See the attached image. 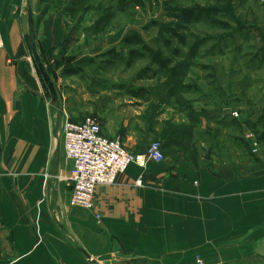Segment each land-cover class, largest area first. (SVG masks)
<instances>
[{
	"label": "crops",
	"instance_id": "0c3cea01",
	"mask_svg": "<svg viewBox=\"0 0 264 264\" xmlns=\"http://www.w3.org/2000/svg\"><path fill=\"white\" fill-rule=\"evenodd\" d=\"M27 6L45 60L72 37L62 9L46 0H0V264H193L196 255L203 264H264L261 157L223 163L211 151L196 158L193 143L182 142L164 161L132 163L115 184L96 187L92 210L69 206L71 187L58 178L71 169L61 113L38 85L20 80L29 65ZM113 109L104 137L116 134L109 116L124 113ZM137 121H116L130 151ZM210 122L201 118L200 129Z\"/></svg>",
	"mask_w": 264,
	"mask_h": 264
},
{
	"label": "rangeland",
	"instance_id": "374dc122",
	"mask_svg": "<svg viewBox=\"0 0 264 264\" xmlns=\"http://www.w3.org/2000/svg\"><path fill=\"white\" fill-rule=\"evenodd\" d=\"M46 1L62 9L64 28L72 33L56 54L43 57L58 109L63 108L61 125L65 116L73 122L95 117L105 128L107 112L118 106L124 113L109 116L115 123L108 129L116 134L106 138L125 146L128 140L116 121L138 120L129 141L133 156L158 142L166 159L181 149L184 135L185 144L194 146L189 155L196 158L211 151L223 163L264 158V0H89L92 10L73 19L64 13L69 0ZM99 17L105 27L94 35L88 29ZM130 32L159 54L160 64L152 63L141 47L135 49L143 57L131 65L126 49L124 60L101 55L121 52L119 39ZM24 33L29 65L20 80L34 90L38 85L50 101L28 47L27 27ZM73 68L82 71L65 74ZM141 89L147 92L139 94ZM188 109L209 119L210 129L193 126ZM197 259L202 261L196 255L193 264Z\"/></svg>",
	"mask_w": 264,
	"mask_h": 264
},
{
	"label": "built area",
	"instance_id": "2783aa9c",
	"mask_svg": "<svg viewBox=\"0 0 264 264\" xmlns=\"http://www.w3.org/2000/svg\"><path fill=\"white\" fill-rule=\"evenodd\" d=\"M58 111L62 113L63 108ZM230 115L233 118L238 116L236 112ZM59 136L64 159L71 168L69 176L63 179L71 187V207L92 210L96 187L115 184L117 177L125 173L132 163L144 167L149 161L160 163L164 160L158 142L150 143L143 154L133 156L118 139L110 140L102 135L101 124L95 117H86L75 123L65 116ZM136 186H142V178L136 181ZM196 264L203 263L197 259Z\"/></svg>",
	"mask_w": 264,
	"mask_h": 264
},
{
	"label": "trees",
	"instance_id": "16d2710c",
	"mask_svg": "<svg viewBox=\"0 0 264 264\" xmlns=\"http://www.w3.org/2000/svg\"><path fill=\"white\" fill-rule=\"evenodd\" d=\"M88 2L89 0H69L67 6L65 7V10H64V13L69 16L70 18H74L78 13H81V14H85V13H88L90 10H92L91 6L88 5ZM101 24H103V17H99L94 23L93 25L88 29V30H93L94 31V35L97 34V33H100L101 32V29H103L105 26H101ZM101 26V29H99V27ZM34 31H35V28H34ZM27 41H28V35H27ZM121 52H115V50H109L107 52H105L104 54H101V55H113L114 57L116 58H119V59H122L124 60V57H123V54H122V51H124V49H126L127 51V59L125 60L126 63L128 65H131V63L133 62V60L135 58H140V57H143V53H139L138 50H136L135 48L137 47H141L142 51H145L147 54H149L150 58H151V61L152 63H155V64H160V56L158 53H155L153 52L150 48H148L142 41L141 37L139 36V34L137 32H130L129 34L125 35L122 39H121ZM29 47V45H28ZM30 50V49H29ZM36 51H37V46H36ZM37 54H38V57H39V60H40V63L42 64V66H44L43 64V53L40 52V51H37ZM32 56V55H31ZM33 58V57H32ZM33 62L35 64V67H36V70L40 76V79L42 80V82L45 84L44 80H43V77L33 59ZM107 63V62H106ZM164 62L162 61L161 64H163ZM45 69V68H44ZM82 70L80 68H73V69H70V70H67L65 72L66 75H69V76H72V75H77L81 72ZM45 72L49 78V80L51 81V78H50V73L48 70L45 69ZM24 82V81H23ZM26 83V82H24ZM52 83V81H51ZM46 86V84H45ZM147 91L144 90V89H141L139 90V94L142 93L143 95L146 93ZM132 94V93H131ZM135 95L137 94H134V97ZM189 110V109H188ZM189 114H188V117L190 120H188L193 126H199L201 124V119L199 117V115H196L193 114L191 112V110H189ZM73 122V121H72ZM81 122V121H80ZM75 123H78V122H75ZM233 124H237V122L234 121ZM182 142H184L183 144L185 146H188L190 145L189 143L188 144H185V136L182 135ZM165 142H169L170 139H164ZM182 142H181V146H182ZM166 143H164L165 145ZM163 152V151H162Z\"/></svg>",
	"mask_w": 264,
	"mask_h": 264
},
{
	"label": "water",
	"instance_id": "95a60500",
	"mask_svg": "<svg viewBox=\"0 0 264 264\" xmlns=\"http://www.w3.org/2000/svg\"><path fill=\"white\" fill-rule=\"evenodd\" d=\"M27 35H28V45H29V49L31 51V55L43 77V80L48 88V91H49V95H50V101H51V106L53 108H58V105H57V99H56V92H55V89H54V86L53 84L51 83V81L49 80L46 72H45V69H44V66H42V64L40 63V60H39V57H38V54H37V51H36V36H35V31H34V21H33V18H32V12H31V9L29 6H27Z\"/></svg>",
	"mask_w": 264,
	"mask_h": 264
}]
</instances>
